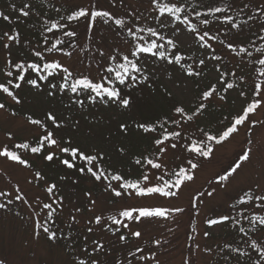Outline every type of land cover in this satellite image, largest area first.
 Instances as JSON below:
<instances>
[{
  "label": "rangeland",
  "instance_id": "374dc122",
  "mask_svg": "<svg viewBox=\"0 0 264 264\" xmlns=\"http://www.w3.org/2000/svg\"><path fill=\"white\" fill-rule=\"evenodd\" d=\"M25 1L36 7H40V9H47V5L42 3L33 2V0ZM85 1L87 2V0H81V2L76 1L75 4L76 6H84L86 5ZM238 1L240 0H234L235 3H238ZM243 1L248 5L259 7L264 11V0ZM154 23L158 28V32L164 36L165 39L173 38L172 23L166 22L165 26L161 27L160 23L155 18ZM175 26L185 31L188 30V28L178 22H176ZM228 39H232L233 41V38H230V36H228ZM7 41L8 40H0V46ZM8 44L10 45L8 53H13V58L15 53L19 54V49L16 51L15 46L10 44V42H8ZM200 44L201 42L195 40L193 34H191L189 36V41L179 44V48L187 53H194L196 56H200L204 59L206 71L202 76L187 75L181 67L174 63L168 64L164 60H155L154 64L149 63V69L154 72L151 78L155 79L159 86L165 87L178 104L184 106H188L197 85L202 84L208 86L217 84L220 87L222 86L219 85L218 82L219 64L213 59L214 53L209 48L200 47ZM260 55L261 57H259ZM260 55L258 58L264 59V56H262L264 53ZM0 58L2 61L4 60L3 51H0ZM58 60H61L66 66H70L73 58H59ZM231 60L233 61V59ZM255 72H257V75L255 74L254 80L257 83H264V75L261 74L264 73V65L261 64L260 68L254 70V73ZM90 74L95 75L92 69H90ZM9 79H11V77H6L1 83H7ZM249 82L250 79L246 76L243 85H248ZM9 87L12 88L11 86ZM13 90L16 91L15 95L20 97L21 108L18 105L10 103L12 98L1 92V99L5 102V107L0 109V148L5 147V144L6 146L13 145L15 141L33 140L31 138L39 139L38 135L42 134V131L33 126L29 121V117L32 119L46 120L47 114L51 112L56 116L57 121L63 123L71 124L73 119L68 120V117L74 118L75 120L77 119L76 117H78L80 120L79 131L74 132L73 129L67 127L64 128L63 131L56 133L54 138H67L71 136L73 146L79 145L81 148L91 152L102 149L105 154L104 160H107V163L110 162L108 163L110 166L117 164L115 169H117L118 166L122 168L129 167L130 157L134 159L135 155L141 153L139 150H130L127 146L129 143L132 145V148L140 144H145V139L140 137V133L127 136V138L122 137L126 141L124 145L127 147V151H125L123 155L118 151V148H116L117 141L115 138H111V136H117L119 133L117 125L120 121L128 120L130 122L137 120V112L133 107L130 110L124 109L117 111L113 106L106 108L99 104L94 106L88 105L91 109L96 111L87 110V113H81L83 110L75 107L73 104H71L69 110V107H66L69 103H65V105L54 103L52 97L48 96L49 88L47 87V83L40 89L22 83L20 89L12 88V91ZM227 92V96L224 99H221L222 95L218 97L213 94L212 100H210L209 103L213 104L212 102H214L220 104L226 110L227 116L233 120L236 114L241 111L242 107L246 105L249 97L247 94L242 97L237 87H233V89ZM97 109L103 111V114H100L103 116L101 120L94 118L98 116ZM73 112H75V116L72 115ZM76 112L80 114L76 116ZM85 116L87 119L84 118ZM263 116L264 107L252 114L249 121L243 126H239L238 133L233 134L229 139L212 147L213 152L210 159L207 160V158H203L199 161L201 163L198 162V168L190 170L194 172L193 179L181 185L179 189L173 188L172 191L176 192L175 196L165 197L160 194L139 196L137 194L129 195L125 193L123 196L116 197L114 194L111 195L98 187H102L103 183L92 182L86 175H82L81 179H79L76 175L70 174L68 171L56 169L58 167L56 159L52 162L54 168L50 166L45 169L49 171L48 179L41 181L39 185H35L33 183L34 177L29 169L24 168L17 162L0 157V201H12L14 206L18 207L21 213L20 216H15L0 210L1 258L5 259L9 264H75L76 259L71 256V253L66 252L61 244L47 242L43 234H40L38 238L34 235V233L37 232L42 233L41 230H36V220L33 218L34 214H36L41 207L38 199L46 198L43 187L47 185L48 182L51 183V181L54 180L57 187L54 189V194H49L48 200L50 201L52 197L56 196V198L59 197V200L63 198L62 201L64 200V203L53 213V222L57 225L56 228L64 231L68 223L73 222L82 239H84L83 236L85 235L89 239L96 237L97 240H100L98 244H102L104 248L100 252H95L92 255L93 258L101 260L103 259L102 253L109 252L107 250H113V252L120 254L118 261H122L123 264H127L128 261H131L132 264H184L183 249H185V247L183 246L184 240L182 239L184 229H187L189 225L188 222L193 215V228L196 229L198 244H196L194 248L189 246L188 250H186V252L188 251L189 258L185 261H189V264H208V255L203 252L200 244L214 243L215 245H219L222 241L221 237L228 235L226 229L220 225L208 224L209 210L216 206L221 208L219 210L224 209L226 201L228 200H225L224 197H228L230 193H235L243 188L254 187L256 188V192H264ZM91 118H93V122H91ZM214 118H216V114L212 110H207L205 116L202 115L199 117V121L208 123ZM253 121H255V123H253ZM45 124L44 126L47 130L55 131V127H52L47 121ZM247 129L249 130L248 134L246 132ZM182 130L183 128L178 130L181 132L182 138L178 139L179 145L178 148H175V153L173 152L174 149L172 150L170 147L166 148V151L162 153L161 158L158 160V163L161 164L162 167L160 169L154 168L150 170L148 174L149 179L146 181V187L163 186L159 177H165V174L173 168H176L174 166L177 164L185 165L190 169L187 165L188 159H184L187 158L184 156L185 136L187 134L182 133ZM44 133L46 134V131ZM146 141L148 143V140ZM246 143L249 144L247 151L249 149L251 150L249 153L250 159L242 163L241 168L237 170L236 174H234L224 186L219 187L216 183L211 184V188L208 190V187V191L206 190L207 192L204 193L198 201L196 209L192 210L189 201L194 192L201 188V186L205 184L208 179L213 177L215 173H218L222 169V166L228 164L237 153L241 152ZM46 145L45 143V146ZM49 148L51 152H58L56 147L49 146ZM18 149L20 155L24 159H37L35 157L31 159L30 156H27V151L24 148ZM22 150L25 151V153L22 152ZM41 153L43 154H41L42 159L47 153H45V151ZM41 159L38 160L39 167L43 165ZM132 161L133 160H131V162ZM197 161L198 160H196V162ZM55 165L57 166L56 168ZM61 177H65V179H61ZM118 186L119 185H117L116 188H119ZM81 188L88 189L91 194L86 195L81 191ZM209 192L213 194L209 196ZM17 197H21L22 199H17ZM93 201L95 203H93ZM131 207H159L166 211L165 217L142 219V222L125 221L129 225V228H125L128 234L131 235L130 232L134 231H140L142 234L141 237H132L130 243V245H133L132 247L142 245L143 241L154 237L156 241H160L158 255L155 256V248L145 250V253H147L146 255L153 258L143 263L139 261L134 262L135 258H131L130 252L127 253L124 250V244L117 241V238L108 235L106 232H101L104 227H108L111 224L107 222V217H110L108 215L115 214L114 216L117 217L121 211ZM182 208L185 209L183 212L180 211L178 213V211H175L176 209ZM77 209H79V211H77ZM218 213L220 212L218 211ZM97 216L102 218L101 223L99 225L91 224V221H95ZM73 217H75V220L72 219ZM205 218H207V220ZM37 221H41V216L37 218ZM161 225H163V227H161ZM88 228L93 229L92 232H88L89 234L87 233ZM162 230L171 231V233L168 234L167 240L163 239L164 236L161 238ZM206 232L210 235L209 241L208 235L207 238L202 235ZM59 233L66 234V232L61 231H59ZM85 245H87L89 250H93L94 248L93 243L88 242ZM193 249L195 252L192 251ZM81 250L83 252V249ZM145 253L140 252V255H145ZM86 254H88V252ZM81 256L83 259V255ZM118 261L113 264H117Z\"/></svg>",
  "mask_w": 264,
  "mask_h": 264
},
{
  "label": "trees",
  "instance_id": "16d2710c",
  "mask_svg": "<svg viewBox=\"0 0 264 264\" xmlns=\"http://www.w3.org/2000/svg\"><path fill=\"white\" fill-rule=\"evenodd\" d=\"M81 0H33V2L42 3L44 5H47V9L43 10L40 9V7H36L35 5L29 4L27 1H18V0H0V12H3L5 15L9 16V20L5 21L2 17H0V40H8L7 37L4 35V33H8L9 35H16L19 34V43L16 42H4L12 44L15 46L16 51L19 49V54H14L12 58V54L8 53V48H4V44L0 46V51L4 52V60L2 61L0 58V83L3 79H5L7 76L4 74L5 71L8 69L5 68L6 61L8 59H11L13 63L16 62H33L36 61L38 58H36L33 55V50H40L43 52V55L45 56V61L41 62V66L44 62H51L52 60L59 58L68 59L73 58V61L71 62L70 66H75L79 68L80 70H86L88 71L87 66L91 64V69L94 71V74H90L93 78L97 77V71L95 67V60L93 59L94 56L98 58V54L94 52H79L78 48L73 49L71 47L72 44H77L79 46H83L84 43L90 44V46H102L105 51H109L113 48H119L122 53H127L129 43L131 42V38L126 37L124 35V30H121L118 28L114 21H109L108 25H104L103 23H97L94 28V35L93 33H89V39H85V23L83 20H81L77 26V22L73 21L71 22V27L75 28L78 33V38H72L67 37L63 35V31L68 30H61V29H53L51 33L47 32V28L51 27L52 23H60L65 24L69 23L66 19H61V17H65L70 13L71 10L77 8L75 2ZM18 2V3H17ZM64 2V3H63ZM86 2V1H85ZM97 3V6L101 10H108L110 11L115 18H123L125 20L131 19L133 24H137L139 27L148 28L151 27L149 23V9H155V6L151 3V0H123V3L121 4V0H116L115 6L111 3V0H87L86 5L89 6L92 3ZM160 4L168 3L170 6L172 4H176L177 6H180L184 8V12L181 13V18H183L184 15L188 16L189 21L192 25H194L197 28V32L200 31H207L209 33V37H216V39H222L223 46H227V42L225 39H228V36L230 38H233V41L235 44L238 45L237 50V57L233 58V61L226 57L224 50L221 48L219 51L215 49V54L217 57H219V82L224 85V87L221 88V93H219V89L217 88V85H202L199 84L195 87L194 93L192 96L191 101L189 102L188 106H184L181 104H178L171 95H167L168 90L164 87H161L157 84V82L151 78L150 83L152 84V87L149 88L147 84L140 85L137 88L133 89L131 92V95L133 97V105L132 107L136 109V115L138 122H148L152 124L158 123H164L165 120H168L169 123L165 124V128L171 132V131H178L180 128H183V132L187 134L185 136V146H184V156L189 159L192 158L195 162L201 161L203 158L197 156L195 153H191L188 151V147L191 145L192 141H197V146L203 148L205 145L200 143V141H206V137H204L203 133L200 132V129H204L205 132H208L209 134L216 135L220 133L222 130H224L227 126L230 125L231 119L227 116L226 110L224 107H222L218 103L210 104L209 101L212 100V95L215 94L216 96L220 97H226L227 91L231 89H227V84H232L234 87H237L238 90L241 92L243 91L245 94L248 95L249 99L248 102L252 99V93L254 90V86L256 81L254 80L255 73L253 70H257L261 64H259L260 58H258L256 55H260L264 53V11L259 8L252 5H248L243 0L238 1V3H235L234 0H158ZM29 4L31 6L30 15L28 17H22L20 13L13 9V5H15V8L18 10L22 8L25 4ZM231 5V9L227 11V13H212L211 9L214 7H221L225 8L227 5ZM247 4L248 7H244V5ZM59 9V11H57ZM156 11V10H154ZM199 12L200 16L197 17L196 13ZM129 13H135L136 16L140 17L139 21H136L134 18L129 17ZM230 15L234 17V22H237L240 24V30L237 29H231V25L227 23H223L221 20H217L216 17H222L223 15ZM208 19L209 24L204 25L201 23L202 20ZM47 22V23H46ZM187 25V24H186ZM231 29V30H230ZM228 31V32H227ZM233 32V33H232ZM235 33V34H234ZM233 34V35H232ZM139 35H142L146 37V39L150 42L151 40H155L158 44L163 45V47L160 49L162 51H165L166 56L169 58H172L174 55L178 54L181 55L183 58L180 62V64H175L182 69H184L185 73L188 75V72H192V75H196L195 73H199V75H196L199 77L205 74L206 66L203 64L201 65L199 61L201 60L200 57L194 55V54H186L181 49L173 48L172 46L167 44V41L160 40L157 37H152L148 33H140ZM232 35V36H231ZM48 37V43L44 42V37ZM62 40L64 43L61 45H58V48H63L64 52L71 51L73 53L72 57H68L64 55V52L61 51H54L52 53H48L44 51V49L50 47L53 43L56 42V40ZM232 40V39H228ZM127 41V42H126ZM216 41V40H215ZM232 42V41H230ZM240 47H244L247 49L246 52H240ZM257 49H260L261 51H258ZM248 53H251L249 55ZM253 56H256V58H253ZM264 56V55H262ZM77 57H79V62L77 61ZM261 57V55L259 56ZM75 59V60H74ZM62 63V61L60 60ZM257 65V66H256ZM256 66V67H255ZM14 72L16 70L12 69ZM32 75L29 78H36V73H31ZM223 74V76H221ZM62 75V74H61ZM35 76V77H34ZM249 77L250 82L248 85H243L238 82L240 79V82L243 83L245 77ZM243 77V79H241ZM8 78V77H7ZM13 79V83H16L17 81L14 79V77H11ZM51 80V77H50ZM55 83L61 82V76H57L55 81H52ZM38 83L41 85V87L47 83L43 81H39ZM7 85V83H4ZM25 85H28L25 83ZM215 88V91L208 99H203V93L205 91H209L211 88ZM12 91V88H10ZM14 94H15V90ZM127 91V89H125ZM247 91V92H246ZM71 93H65L60 94L56 93L52 97V101L56 104L61 103H70L69 97L71 96ZM2 95L0 92V103H3L5 105V102L1 99ZM84 98V97H81ZM20 100V97H18ZM10 103H13V105H18L21 108V102L16 103L13 99L10 101ZM204 104L205 108H203L198 114L193 115L196 113V109L201 105ZM75 107L80 108L79 106L73 104ZM85 105L86 107L83 110V112L89 111H96L91 109L89 102L85 99ZM92 106V105H91ZM88 107V108H87ZM175 107H183L185 109L184 116H181L180 114L175 113L174 108ZM19 108V109H20ZM212 110L216 114V118L211 119L208 123H204L202 121H199V117L206 114V111ZM80 113L77 114L78 116ZM103 111L101 109H97V117H94L95 119H102ZM72 115L75 116V112L72 113ZM82 115V114H81ZM189 115L193 116V119L191 121L187 120V117ZM78 120L79 118L76 117ZM229 118V120H228ZM75 120L74 118H72ZM93 119V118H91ZM171 120H179L180 125H175L171 123ZM264 120V116L262 117V121ZM97 122V121H96ZM132 123V121H130ZM247 134L249 130L246 131ZM164 136V130L157 127V130L153 133H140V137L145 139V144L137 145V147L132 148V145L129 143L127 145L129 149H134L135 151L139 150L141 152L139 155H135V158L129 159L130 164L128 168H124V171H126L127 176H129L127 179H122V181H132V182H139L142 184L144 181L143 176H148V169L151 167L150 164L147 163L148 160H152L153 163H157V161L161 158L162 153L159 152L160 147H164L165 149L167 147H171L172 143H176L178 148L179 142L178 140H172L169 138L166 140L162 145H155L154 140L156 138H163ZM122 137L127 138V136H121L119 133L117 136H111V138H115L117 141V147L120 148L123 147L125 151H127V147L124 145L126 142ZM119 138V139H118ZM142 139V140H144ZM148 140V143L147 141ZM21 141V140H20ZM30 144H34L31 140L29 141ZM22 144L27 143V141H21ZM208 146L214 147L216 144L214 141H206ZM222 143V142H221ZM248 143L245 144V146L242 148L241 152L237 153L236 156L225 166H222V169L213 175L210 179H208L205 184L201 186L198 190H196L191 197V200L189 201L190 208L192 210H195L197 207L198 201L201 199L204 193H206L211 187V184H218L219 187L224 186L226 182L230 180V178L236 174L233 173L229 176L227 180L221 181L219 177L221 175H227L230 171L231 166L234 165L235 162H238L239 157L247 151ZM139 148V149H137ZM30 150V146L27 148ZM12 151H15L16 153L18 150L10 149ZM175 153V149L173 150ZM30 153V152H29ZM60 154V153H58ZM135 154V153H134ZM61 154L58 155L60 158ZM211 156V155H210ZM210 156L207 158L210 159ZM41 159V156H38L36 160H29L28 159V167L34 170L35 173L39 172L40 176L43 178H47L49 176V171H46L45 169L49 168L50 166L54 168V164L51 162H44V160L41 159L42 166L39 167L38 160ZM140 159L141 163L137 164L136 160ZM131 160H134L131 162ZM114 161V160H111ZM110 163V162H108ZM116 163V162H115ZM201 163V162H199ZM117 166V164H114ZM188 165V164H187ZM189 166V165H188ZM57 166L55 165V168ZM121 168V166H118ZM172 170H170L168 173L165 174L164 180L174 183L175 180L178 178L174 173H178L179 169L181 167H184L188 169L185 165H175ZM190 167V166H189ZM152 168V167H151ZM56 169L62 170V171H68L70 174L76 175L77 177L81 178L82 176L77 174V171H74L72 169H67L65 166L63 167L60 163L58 164V167ZM153 169V168H152ZM187 174H191L194 176V172L189 171ZM182 179V178H181ZM163 183V182H162ZM184 183H188V181H184L181 185ZM212 186V185H211ZM209 187V188H208ZM208 188V190H207ZM173 190V188H172ZM207 190V191H206ZM81 191H86V189L81 188ZM257 195H263L262 193L256 192V188H243L235 193H230V196L224 197L226 201V206L224 209H221L220 207H213L209 210V220H218L221 221L218 223L221 227L225 228L228 235L221 237V243L219 245H215L214 243H204L200 244L202 247L203 252H205L207 257L208 264H252V262L259 258V254L256 250L252 249L251 244L253 241H255L257 244L264 247V227H261L259 225V218L264 216V206H260L264 204L262 201H258L255 199V196ZM249 197H252L251 200H249ZM183 212L185 209H181ZM218 211L220 213H218ZM180 212V211H179ZM178 212V213H179ZM223 216H229L230 219L227 221H222ZM253 219L255 221V226H253ZM45 221V218H44ZM190 227L188 226L187 229H184V235L183 239L184 243L183 246L185 249H183V263L189 264V261H185L189 258L188 250L189 246H192L194 248L197 242V238L194 237L196 235V229L193 228L194 225V217L191 216L190 220ZM188 222V223H189ZM243 228L244 231L241 232L240 229ZM68 230V228H65ZM121 232L123 233L124 228L120 227ZM70 231V229H69ZM55 232V231H54ZM71 232V231H70ZM74 232V231H72ZM76 233H69L68 236L66 234H58L57 233V239L54 241L47 242L51 243H59L61 246L66 250V252L71 253V256L74 259H82L89 256L86 254L87 247L85 246L86 240L88 239H82L80 236H78L77 231ZM171 231L168 230H162V236H164L163 239H168V234H170ZM110 234H113L111 231ZM124 235L127 234L126 232L123 233ZM205 237V233L202 234ZM208 235V241H209ZM125 251L130 254L132 258H139V262H144L146 258L144 257L143 260L140 259L142 255L139 253L146 252L145 250L150 248H155V256H157L159 253V246L160 244H156L155 237L152 239H147L143 241L142 245H136L137 247H132L133 245H130L132 241V235L128 234L125 235ZM135 237V236H134ZM46 238V237H45ZM95 238V237H92ZM207 238V236H206ZM213 240V239H212ZM167 242V241H165ZM164 242V243H165ZM225 245H228V247H225ZM79 248V249H78ZM83 249V252L82 250ZM137 249H141L142 251H137ZM206 249L210 251H206ZM233 249H239L240 251H243L247 253L246 256H240L239 252L233 251ZM109 252L102 253L103 259L99 260L101 264H113L114 262L118 261L120 254L113 252V250H108ZM193 252L194 249L192 250ZM81 254V255H79ZM147 253H145L146 255ZM153 258V257H151Z\"/></svg>",
  "mask_w": 264,
  "mask_h": 264
},
{
  "label": "snow or ice",
  "instance_id": "6c2138e0",
  "mask_svg": "<svg viewBox=\"0 0 264 264\" xmlns=\"http://www.w3.org/2000/svg\"><path fill=\"white\" fill-rule=\"evenodd\" d=\"M116 0H111L113 6H115ZM123 0H121V4ZM151 3L155 6V9L158 12V15L155 19L160 23L161 27H164L166 22L173 24V38L167 39V44L172 46L173 48H177L179 44L186 43L189 41V36L192 33H197V28L191 24L187 15H184L181 18V13L185 10L184 8L177 6L176 4H172L171 6L168 3L160 4L158 0H151ZM14 10L18 11L22 17H28L30 15L31 6L29 4H25L22 8L16 9L15 5L12 6ZM244 7H248L247 4ZM231 9V5H227L225 8L214 7L211 9V12L214 13H227ZM59 11V9H57ZM129 17L134 18L136 21L140 20L139 16H136L135 13H129ZM196 16L199 17L200 13L197 12ZM0 17L3 20L8 21L9 16L5 15L3 12H0ZM61 19H66L69 23L60 24V23H52L51 27L47 28V32L51 33L53 29H61L63 31V35L72 38H78L79 33L75 28L71 27V22H77V26L81 20L85 23V39H89L88 34L93 33L94 28L97 23H103L104 25H108L109 21H114V24L124 30V35L126 37L131 38V42L129 43L127 53H122L120 49L113 48L109 51H105L102 46L92 47L88 43H84L83 46H79L77 44H72L71 47L73 49L79 50V52H94L98 54V58L96 56L93 57L95 60V67L97 71V77L93 78L90 75L91 64L87 66L88 71L80 70L75 66H66L61 63L59 60H52L51 62H44L41 66V62L45 61V56L43 52L40 50H33V55L38 58L33 62H16L13 63L11 59H8L5 64V68L8 69L5 71V75L7 77H14L17 81L13 83V79H9L7 81V85L4 83H0V92L7 94L11 97L16 103H20L18 97L14 94L13 91L10 90L11 86L14 89H20L22 87V83H27L28 85L40 89L41 85L38 83L39 81L47 82V87L49 88L48 96L53 97L57 92L60 94L71 93L72 95L69 97L70 103L66 107H69L71 104H75L79 106L81 109L86 107L85 99L91 105H101L103 107L115 106L121 109L130 110L133 105V97L131 92L133 89L137 88L140 85L147 84L149 88L152 87L150 83L151 76L154 75L149 69V63H155V60H164L168 64H180L182 60L181 55H174L172 58L166 56L165 51L160 50L163 45L158 44L155 40H151L150 42L146 39V37L139 35L140 33H148L152 37H156L158 35L157 31L153 27L143 28L137 26V24H133L131 19L125 20L123 18H115L113 14L108 10H101L97 3H92L89 6H78L77 8L70 11V13L65 17H61ZM217 20H221L223 23H227L231 25V29L240 30V24L234 22V17L230 15H223L222 17H216ZM176 22L180 24H187L188 30L185 31L182 28L176 27ZM47 23V22H46ZM202 24L208 25L209 20L204 19L201 21ZM230 29V30H231ZM7 37L8 41L19 43V34L9 35L8 33H4ZM205 37H209V33L205 31L202 35L197 34L194 39L200 42V47L203 48H211V44H209ZM160 40H164V36L159 37ZM209 39H216V37H209ZM264 39V37H262ZM44 42L48 43V37H44ZM127 42V41H126ZM223 43V41H221ZM62 40L57 39L55 43H53L50 47L44 49V51L48 53H52L54 51L64 52L63 48H58V45L63 44ZM9 44L5 43L4 48H9ZM227 47L233 49L235 51L234 45L232 42L227 44ZM261 51L260 49H257ZM240 52H246L247 49L244 47H240ZM251 55V53H248ZM64 55L68 57H72L73 53L71 51L64 52ZM10 56V53H9ZM155 58V59H154ZM213 59H219V57L213 56ZM77 61L79 62V57H77ZM201 65L205 63L204 59L199 61ZM259 63L264 65V59H260ZM16 70L15 72L12 70ZM36 73V78H29L31 73ZM62 74V75H61ZM192 72H188V75H192ZM199 75V73H195ZM264 75V73H261ZM57 76H61V82L55 83L52 81L56 80ZM223 76V74H221ZM51 77V80H50ZM243 79V77H241ZM234 86L232 84H227V89H231ZM127 89V91H125ZM215 88H211L209 91H205L203 93V99H208ZM167 95H171V93H167ZM240 95L243 97L245 93L243 91L240 92ZM84 97V98H81ZM224 99V97H221ZM5 105L0 103V109H3ZM264 107V83H257L254 86V90L252 93V99L246 103L245 106L242 107L241 111L236 114L233 118V121L227 126L224 130L216 135L209 134L205 132L204 129H200V132L203 133L204 137H206V141H214L216 144H220L221 142L229 139L233 134L238 133L239 126H243L246 122L249 121L250 116L254 114L257 110ZM203 108H205L204 104H201L197 109L196 113L198 114ZM175 113L184 116L185 109L183 107H175ZM87 119V117H84ZM47 119L53 122L55 126V131H46V134L40 139L39 146L32 147V153H41V151L45 147V142L50 147H56L59 151L67 158L60 159V163L65 166L67 169H75L81 175L90 174L91 177L95 179V181L102 182L103 180H107L108 176L105 175V171L101 168L100 163L105 158V154L102 149H98L95 152L87 151L81 148L79 145L73 146L72 137L68 136L54 138L56 133L63 131L64 128L70 127L74 132L79 131L80 120H72L71 117H68V120H72L71 124L63 123L57 121L55 115L51 112L47 114ZM193 119L192 115L187 117L188 121ZM32 124H40L39 120H31ZM171 123L175 125H180L179 120H171ZM169 123L168 120H165L164 123L152 124L148 122H138L133 121L130 123L128 120H122L118 123L117 128L118 132L124 136H131L137 133H153L157 130V127L164 130L163 138H156L154 140L155 145H162L166 140L171 138L172 140H178L182 138V134L180 131H171L169 132L165 128V124ZM255 123V121H253ZM206 141H200V143L204 144L203 148L197 146V141H192L191 145L188 147V151L191 153H195L197 156L202 158H208L212 152L213 148L208 146ZM62 143L64 146H62ZM18 148L27 149L29 145L27 143L16 145ZM171 147L175 149L177 147L176 143H172ZM118 151L123 155L125 153V149L120 147ZM166 149L164 147L159 148V152L163 153ZM248 151H245L238 159V162H235L233 166H231L230 171L227 175H221L219 179L221 181L227 180L230 175L237 172L238 169L241 168L242 163L248 161L250 159ZM54 153L49 151L47 155L44 156V159L47 161L54 160ZM0 157L5 158L10 161H14L19 163L20 165L30 166L25 159H22L20 155H18L15 151L9 150L7 146L0 148ZM59 159V157H55ZM77 161H83L84 164L81 166H77ZM137 164H140V159L136 160ZM155 169H160L162 167L159 163H153L152 160L147 161ZM187 164L190 166V169H186L181 167L178 173H174L178 178L174 183L165 181L164 177L161 176L159 179L163 182V186H152V187H142L139 182L132 181H124L119 184V189L112 187L109 182L106 185L105 190L111 189L112 193L116 197H120L124 195L126 192L130 195L131 192L129 190L134 189L136 194L139 196L149 195V194H160L165 197L175 196L176 192L172 191V188H177L181 186L184 181H191L193 176L191 174H187L190 170H194L198 168V162H194L192 158L187 160ZM37 177H40V173H36ZM42 178V177H40ZM182 178V179H181ZM61 179H65V177H61ZM112 180L121 181L123 178L119 174L111 175ZM143 179L147 181L149 177L147 175L143 176ZM75 182V181H74ZM56 188L55 184H51L46 188V192L49 194H54V189ZM213 193L209 192L208 195L211 196ZM17 199H22L21 197H17ZM252 197H249L251 200ZM255 199L258 201L264 202V195H257ZM12 201H9V204ZM93 203H95L93 201ZM264 206V204L260 205ZM45 209H51L52 204L45 203L43 204ZM7 205L0 203V209H6ZM79 211V209H77ZM175 211H182L181 209H176ZM120 216L126 218V220H130L133 222H142V219H149L155 217H165L166 211L159 207H131L127 208L119 213ZM53 219V212L49 211L47 213V220ZM75 220V217L72 218ZM101 217L97 216L95 218V223L99 225L101 223ZM109 219L112 221L114 225L122 224V227L129 228V225L126 222H122L116 218V216H111ZM229 216H223L222 221L229 220ZM218 220H209L208 223L210 225H215L220 223ZM253 226H255V221L253 219ZM259 225L264 227V216L259 218ZM38 227L42 230L43 234H46V238L49 241H54L57 239V233L52 231L46 223H41ZM92 228H88V232H92ZM241 232L244 231L243 228L240 229ZM119 232V229H115L113 231V235ZM41 233H34V235L38 238ZM132 236L141 237L140 231L131 232ZM209 235V233H205V236ZM126 237L124 235H119V240L123 243ZM156 244H159L160 241H155ZM94 248L93 252H100L103 249L102 244H98L96 241H93ZM228 247V245H225ZM252 249L256 250L259 254V258L254 260L252 264H264V247L257 244L255 241L251 244ZM137 251H142L141 249H137ZM206 251H210L206 249ZM235 252H239L240 256H246L247 253L240 251L239 249H233ZM141 260L144 259L143 256L140 257ZM0 264H5L4 260H0ZM75 264H101L98 258H93L92 253H89V259H80L78 258L75 261ZM117 264H123L122 261H118ZM127 264H132L131 261H128Z\"/></svg>",
  "mask_w": 264,
  "mask_h": 264
}]
</instances>
